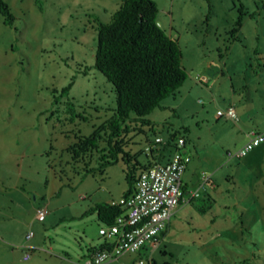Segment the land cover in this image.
I'll use <instances>...</instances> for the list:
<instances>
[{
	"label": "rangeland",
	"instance_id": "obj_1",
	"mask_svg": "<svg viewBox=\"0 0 264 264\" xmlns=\"http://www.w3.org/2000/svg\"><path fill=\"white\" fill-rule=\"evenodd\" d=\"M5 1L13 19L4 23L0 14V242L14 264H28L17 256L31 229L38 248L25 250L47 259L32 261L47 264L57 254L63 260L53 264H83L89 245L103 239L97 231L103 222L88 207L98 193L115 197L128 185L120 155L99 171L96 155L76 159L66 148L113 113L114 91L93 66V51L97 22L108 21L120 0ZM155 3L157 18L166 16L179 37L186 77L144 115L147 123L134 122L142 136L182 135L190 160L193 148L202 154L195 175L200 193L193 202L207 205L205 190L214 186L208 215L214 213L216 221L193 208L192 216L169 224L155 247L123 252L103 264L137 258L143 264H264V140L239 157L227 156L246 136L231 139L232 120L214 115L215 108L232 104V128L264 131V0ZM201 73L207 81L198 87L206 92L185 97L186 79ZM98 145L106 143L100 139ZM39 195L45 202L50 198L41 221L33 216Z\"/></svg>",
	"mask_w": 264,
	"mask_h": 264
},
{
	"label": "trees",
	"instance_id": "obj_2",
	"mask_svg": "<svg viewBox=\"0 0 264 264\" xmlns=\"http://www.w3.org/2000/svg\"><path fill=\"white\" fill-rule=\"evenodd\" d=\"M157 11L155 0H120L108 21L97 22L93 66L111 83L115 106L110 116L94 125L89 133L77 136L66 147L76 159L84 160L85 156L92 158L96 155L99 171L105 164L115 162L120 155L125 161L124 178L128 183L121 195L133 191L136 171L145 167L122 147L121 134L129 128L130 120L147 123L144 115L159 106L163 97L173 94L186 77V70L180 62L179 44L157 23ZM0 14L4 23L12 22L13 16L5 0H0ZM240 20L241 15H238L235 26ZM69 85L70 82L62 86L60 93L66 92ZM55 97L56 94L54 100ZM71 115L84 118L80 112H71ZM173 135L172 132L167 136L169 142ZM100 139L105 141V146L98 145ZM90 169L86 167V170ZM207 206L195 204L201 212ZM88 211H94L99 221L111 223L122 208L108 201H98ZM164 231L162 229L159 234ZM106 244L109 243L101 240L90 248ZM148 246L143 244L138 250Z\"/></svg>",
	"mask_w": 264,
	"mask_h": 264
},
{
	"label": "built area",
	"instance_id": "obj_3",
	"mask_svg": "<svg viewBox=\"0 0 264 264\" xmlns=\"http://www.w3.org/2000/svg\"><path fill=\"white\" fill-rule=\"evenodd\" d=\"M195 77L199 82L206 81L203 74ZM214 115L233 121L237 119L232 104H228L224 109L216 108ZM162 140L159 135H154L144 144L143 149L148 151ZM183 140L180 135L175 138L174 148L166 161L153 162L137 171L132 192L109 199V203L122 208L111 223L98 227V233L109 244L89 251L83 264H101L123 252H133L143 244L151 247L156 245L155 236L166 227L169 216L182 196L181 173L189 159V156L181 151ZM263 140L264 131H248L244 143L232 152L227 150L226 155L239 157ZM202 176L204 177V174ZM196 194V189L191 190V195ZM46 211L45 205H38L34 209V217L41 220ZM31 234V230H27L25 238ZM27 256L28 252L25 251L23 258ZM132 264H143V260L137 258Z\"/></svg>",
	"mask_w": 264,
	"mask_h": 264
},
{
	"label": "crops",
	"instance_id": "obj_4",
	"mask_svg": "<svg viewBox=\"0 0 264 264\" xmlns=\"http://www.w3.org/2000/svg\"><path fill=\"white\" fill-rule=\"evenodd\" d=\"M157 23L161 27H164V26L168 27L167 28L168 35L171 38H174L179 43V37L176 36L175 33H173L171 31L172 24L169 23V19L166 16L160 15L159 18H157ZM205 65H206V67L210 66L208 61H206ZM182 66L185 68L184 65H182ZM201 74H203V73H201ZM206 81H207V78H206ZM185 82H186L185 86L188 87L187 90L184 93L185 97L189 96V95L192 97L193 93L197 92L198 90H200V92H206L202 87H198L200 85H199V83H198V81L196 79H190V78L188 79L187 78ZM182 84H184V83H182ZM197 99L198 98H195V101ZM209 107H212V105H209ZM227 119H229V118H227ZM228 122H229V124H227V126H228L227 130H228V132L231 135V139H233L235 136L236 137L237 136L238 137H245L246 136V133H247L246 131L242 133L241 132L242 130L236 125H234V128H232L233 121H228ZM137 127H139V128H137ZM142 131H143L142 128L140 126H138L137 123H135L134 121L130 120L129 128L125 132H123L121 134L122 139H123V146L122 147L125 150L129 151V153H132L134 155V157L141 163L140 165L147 166V165H149V164H151L153 162H164L165 160H167L169 155H170V153H171V151H172L173 145H172L171 141L169 142V140L167 139L166 136L162 137L163 139H165L164 142L159 143L155 148L151 149L148 152L137 148V146H133V145H135L137 143H138L137 145H139V143H141L140 145H142V147H143V145L145 144V142L149 138H151L154 135H159V134H154V135H149V136H146V135L142 136V134H141ZM140 150H142V153H143L141 156L137 155V151H140ZM181 150H182V152H184V153L189 155V160L187 161V163H186V165H185V167H184V169H183V171L181 173L182 196L180 198V201H179L178 205L173 209V211H172V213H171V215L169 217V220H168V223H167V227H166V229H165V231L163 233H165L167 231L169 224H171V222H173L176 217H179V216L185 217L186 215H190V216L193 215L192 210H193V208L196 209L195 204H194L193 201H194L195 198L199 197V193H200L199 190H198V194L196 196H194V197L190 196L191 190H193V188L195 189V185H196V181H195V177L196 176L195 175H196V172H197L196 171V167L199 166V164L201 163L202 154L198 153L196 151V149L193 148V160H190L191 159L190 158V149L185 146V139H184L183 146L181 147ZM216 163H217V161L214 162V164H216ZM140 165H138V166L140 167ZM213 174H214V172L212 171L211 174H210V177ZM209 188L210 189L208 191L205 190V196L208 198V206H207L206 210L201 212V213H202V216L206 217L207 221H209L212 224V223H214L216 221L214 219L215 214L213 213V214H211L212 216H209L208 215V211L211 212L213 210L211 208L213 207V203L215 202V200L213 198V195L210 193V192L214 191V186L210 185ZM203 189H206V187L203 186ZM99 190H101V189H99ZM119 195H121V193ZM39 196H40V199H39V201L37 202V204L34 207H36L37 205H40V204H43L45 206L50 204V200H49L50 198H48L47 202H45L46 199H42L41 195H39ZM115 197H117V196H115ZM115 197L112 196V195L111 196H104V194L98 193L97 197L95 198L96 200H94L93 203L94 202H98V201H108L110 198H115ZM46 208H47V206H46ZM44 218H45V216H44ZM161 236L162 235H160V237ZM36 243L37 242H36V240L34 238V232H33L31 237L28 238V242L23 244V247H25V248L17 256L18 260L17 259L16 260L17 261H19V260H22V261L29 260L28 264H38L37 260H33L32 261L30 259L31 257L35 256L36 259H38V261L40 259H43L44 261H46L47 259H46L45 255H42V253L41 254L40 253H36V254L32 253V254H29L26 258L22 257L23 253L25 251H28V250H25V249H34L35 247L38 248V246H36ZM89 246H93V245H89ZM7 252H8L7 247L4 245V243L0 242V264H14L12 262V256H10ZM55 256L56 257H50L51 259H49V263H47V264H53L52 263V259H57V260H61L62 259L63 260V258L61 256H58L57 254H55ZM57 262H59V261H57ZM68 262H69V264H81V263H75L74 261H72V262L68 261Z\"/></svg>",
	"mask_w": 264,
	"mask_h": 264
},
{
	"label": "clouds",
	"instance_id": "obj_5",
	"mask_svg": "<svg viewBox=\"0 0 264 264\" xmlns=\"http://www.w3.org/2000/svg\"><path fill=\"white\" fill-rule=\"evenodd\" d=\"M195 79H196V78H195ZM198 82H199V81H198ZM205 82H206V81H205ZM201 83H203V82H201ZM215 109H216V108H215ZM214 111H215V110H214ZM216 117H217V116H216ZM230 120H231V119H230ZM232 121H233V120H232ZM234 122H236V121H234ZM159 136H160V135H159ZM178 136H179V135H178ZM180 136H182V135H180ZM152 137H153V136H152ZM152 137H151V138H152ZM160 137H161V136H160ZM182 137H183V136H182ZM151 138H149L148 140H150ZM161 138H162V137H161ZM246 138H247V134H246ZM162 139H163V138H162ZM183 139H184V137H183ZM148 140H147V141H148ZM174 140H175V139L171 140V143H172V145H173V148H174V143H173ZM245 140H246V139H245ZM147 141H146V142H147ZM164 141H165V139L162 140V142H164ZM146 142H145V143H146ZM162 142H160V143H162ZM183 143H184V140H183ZM158 144H159V143H158ZM158 144H157V145H158ZM157 145H156V146H157ZM143 146H144V145H143ZM156 146H155V147H156ZM182 146H183V144H182ZM182 146H181V147H182ZM155 147H154V148H155ZM173 148H172V150H173ZM152 149H153V148H152ZM142 150H143V151H146V150L143 149V147H142ZM150 150H151V149H150ZM150 150H148V151H150ZM148 151H146V152H148ZM181 151H182V150H181ZM226 151H227V150H226ZM226 151H225V154H226ZM171 152H172V151H171ZM183 153H184V152H183ZM185 154H186V153H185ZM187 155H188V154H187ZM188 156H189V155H188ZM235 157H236V156H235ZM188 160H189V159H188ZM165 161H166V160H165ZM186 163H187V162H186ZM185 165H186V164H185ZM145 167H146V166H145ZM143 168H144V167H143ZM139 169H141V168H139ZM139 169H138V170H139ZM138 170H137V171H138ZM137 171H136V173H137ZM135 176H136V175H135ZM193 190H194V189H193ZM196 191H197V190H196ZM197 194H198V193H197ZM197 194H196V195H197ZM196 195H191V192H190V196H196ZM119 196H123V195H119ZM119 196H117V197H119ZM117 197H115V198H117ZM110 199H111V198H110ZM108 201H109V200H108ZM179 201H180V200H179ZM40 205H42V204H40ZM177 205H178V204H177ZM37 206H38V205H37ZM46 209H47V208H46ZM46 212H47V211H46ZM169 217H170V216H169ZM43 218H44V217H43ZM35 219H36V218H35ZM41 220H42V219H41ZM41 220H39V221H41ZM168 220H169V219H168ZM167 223H168V222H167ZM103 224H104V222H103ZM103 224H102V225H103ZM102 225H100V226H102ZM166 227H167V224H166ZM166 227H165L164 229H166ZM28 230H31V229H28ZM97 231H98V229H97ZM31 232H32V230H31ZM25 233H26V232H25ZM25 233H24V237H25ZM159 233H160V232H159ZM159 233H158V235H157V237H156V243L158 242V239H159V237H160V235H161V234H159ZM31 235H32V234H31ZM31 235H30V236H31ZM100 235H101V234H100ZM30 236H29V237H30ZM29 237H28V238H29ZM28 238H25V239H28ZM102 240H105L104 237H103ZM95 248H99V247H95ZM93 249H94V248H90V246H89V247L87 248L86 255H87V253H88L89 251H91V250H93ZM137 250H138V249H137ZM137 250H135V251H137ZM135 251H133V252H135ZM26 252H28V251H26ZM121 254H122V253H121ZM28 255H29V252H28ZM86 255H85V256H86ZM22 257H23V255H22ZM111 260H112V259H111ZM108 261H109V260H108ZM105 262H107V261H105ZM105 262H103V263H105ZM103 263H101V264H103Z\"/></svg>",
	"mask_w": 264,
	"mask_h": 264
}]
</instances>
